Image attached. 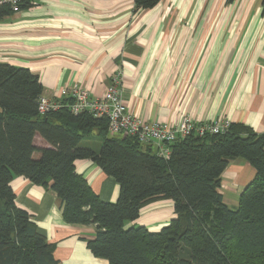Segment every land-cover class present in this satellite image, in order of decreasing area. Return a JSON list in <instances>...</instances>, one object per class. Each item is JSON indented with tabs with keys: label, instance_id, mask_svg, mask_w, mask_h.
I'll return each instance as SVG.
<instances>
[{
	"label": "crops",
	"instance_id": "crops-1",
	"mask_svg": "<svg viewBox=\"0 0 264 264\" xmlns=\"http://www.w3.org/2000/svg\"><path fill=\"white\" fill-rule=\"evenodd\" d=\"M0 62L30 68L43 96L54 100L69 97L74 86L100 96L121 68L124 102L148 122L225 118L264 132L262 0H162L146 10H137L134 0H29L0 19ZM76 167L102 200L118 198L115 179L92 160L80 159ZM255 175L245 159L230 161L220 189L230 207ZM13 188L18 206L56 245L58 260L108 264L87 247L95 225L67 223L55 191L22 176ZM173 217V202L159 200L127 227L158 230Z\"/></svg>",
	"mask_w": 264,
	"mask_h": 264
},
{
	"label": "trees",
	"instance_id": "trees-1",
	"mask_svg": "<svg viewBox=\"0 0 264 264\" xmlns=\"http://www.w3.org/2000/svg\"><path fill=\"white\" fill-rule=\"evenodd\" d=\"M134 1L137 10L162 2ZM28 6L29 0L20 5ZM12 13L10 5L0 6V19ZM43 92L30 68L0 62V264H64L33 215L16 203V176L55 191L67 223L95 225L87 247L108 264H264V132L230 122L218 134L177 139L166 158L135 136L112 134L106 117L74 113L72 96L42 114ZM91 138L100 141L98 149L86 142ZM237 158L256 175L230 207L220 189ZM80 159L115 179V201L102 200L77 171ZM159 200L173 202L168 223L158 230L127 227Z\"/></svg>",
	"mask_w": 264,
	"mask_h": 264
},
{
	"label": "built area",
	"instance_id": "built-area-1",
	"mask_svg": "<svg viewBox=\"0 0 264 264\" xmlns=\"http://www.w3.org/2000/svg\"><path fill=\"white\" fill-rule=\"evenodd\" d=\"M24 0H0V6L8 4L14 13L20 12ZM123 72L116 68L111 83L100 96L93 97L89 89L74 86L70 91L74 113L89 111L95 117H106L112 134H126L137 137L144 144H152L159 156L169 157L171 144L181 137L195 133L199 136L224 132L230 121L218 118L212 121L197 122L190 116H184L176 123L148 122L133 114L124 102ZM62 104L58 100L42 96L39 99V110L42 114L58 109Z\"/></svg>",
	"mask_w": 264,
	"mask_h": 264
},
{
	"label": "rangeland",
	"instance_id": "rangeland-1",
	"mask_svg": "<svg viewBox=\"0 0 264 264\" xmlns=\"http://www.w3.org/2000/svg\"><path fill=\"white\" fill-rule=\"evenodd\" d=\"M171 11H173V10L170 9L169 12H171ZM86 142H87L88 144H90L91 146L95 147L97 140L94 139V138H91V139L86 140ZM138 226H139V224H138Z\"/></svg>",
	"mask_w": 264,
	"mask_h": 264
}]
</instances>
